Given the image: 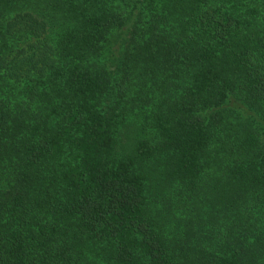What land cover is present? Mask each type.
Instances as JSON below:
<instances>
[{"label":"trees","instance_id":"1","mask_svg":"<svg viewBox=\"0 0 264 264\" xmlns=\"http://www.w3.org/2000/svg\"><path fill=\"white\" fill-rule=\"evenodd\" d=\"M0 264H264V0H0Z\"/></svg>","mask_w":264,"mask_h":264}]
</instances>
